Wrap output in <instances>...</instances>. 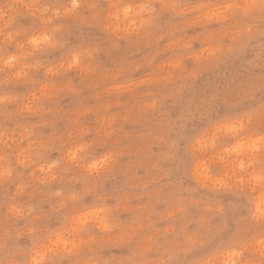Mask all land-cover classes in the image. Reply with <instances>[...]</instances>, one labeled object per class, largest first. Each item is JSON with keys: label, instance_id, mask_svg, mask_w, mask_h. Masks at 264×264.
I'll list each match as a JSON object with an SVG mask.
<instances>
[{"label": "clouds", "instance_id": "1", "mask_svg": "<svg viewBox=\"0 0 264 264\" xmlns=\"http://www.w3.org/2000/svg\"><path fill=\"white\" fill-rule=\"evenodd\" d=\"M165 14L183 19L157 63ZM142 49L146 79L102 63ZM229 66L227 94L168 116ZM0 264H264V0H0Z\"/></svg>", "mask_w": 264, "mask_h": 264}, {"label": "rangeland", "instance_id": "2", "mask_svg": "<svg viewBox=\"0 0 264 264\" xmlns=\"http://www.w3.org/2000/svg\"><path fill=\"white\" fill-rule=\"evenodd\" d=\"M183 18L175 16L173 14H165L161 17L159 24L161 31L166 33L164 40L161 42L160 48H161V54L157 57V63L167 59L169 56H172L175 53V50L173 49H166L167 43L176 38V35L174 34V29L177 24L181 22ZM38 20L33 18L28 13H23L21 16L17 17V20L15 21L13 28L15 29H28L31 30L35 26H37ZM200 32L199 28H190L187 30L186 36L187 37H194L197 36V34ZM97 38L101 41L104 40V37L102 34L95 33ZM194 47L199 48L201 47V40L197 39L194 42ZM15 50V42H13L12 45L9 46L8 51H14ZM59 54H56L58 57ZM153 55V51L151 49H142L139 51H134V53H128L126 51H118V52H107L105 55L102 56V63L106 68H114L118 64H120L122 61H127L131 63H140L143 66L138 69L135 73L129 74V79L139 80V79H146L148 78L150 72H151V65H148L144 63V61ZM234 70L229 66L220 69L218 73H214L211 77L201 81L198 83L191 92H189L186 96L179 98V99H169L165 106V111L167 112L168 116L173 120H183L185 118V114L187 113L191 103L194 100H197L201 97H209L213 95L214 93L219 92L220 94H227L231 88L233 87V80H234ZM20 91H23V89H20ZM87 99L85 100V103L88 104H97L98 101L94 99V93L89 92L86 94ZM78 99L74 97H67L63 100V104L66 108V110H71L78 104ZM111 102L113 104L117 103L116 98H112ZM121 103L131 104L134 101L132 100V97L130 95H125L120 98ZM99 103H103V101H100ZM260 103V98L258 97L255 100L249 101V104L252 106L257 105ZM218 109L221 112L226 111V107L223 104L218 105ZM62 127V125H60ZM207 127V120L204 117H201L199 115L193 116L190 120H188L187 124L185 125V128L183 130V134L186 137H190L191 135L198 134L199 132L203 131L204 128ZM128 132L131 137H135L137 135L138 129L134 126V124H129L128 126ZM224 143H232L233 141L230 138H225ZM158 151L159 149H154ZM55 155V154H54ZM187 159V157H186ZM143 174V170H142ZM24 222L21 221V224ZM21 243L26 244L28 243L27 239H23ZM119 251V250H116Z\"/></svg>", "mask_w": 264, "mask_h": 264}]
</instances>
